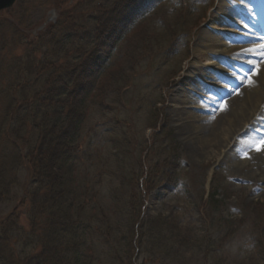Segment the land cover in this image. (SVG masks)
<instances>
[{"label":"rangeland","instance_id":"374dc122","mask_svg":"<svg viewBox=\"0 0 264 264\" xmlns=\"http://www.w3.org/2000/svg\"><path fill=\"white\" fill-rule=\"evenodd\" d=\"M129 1L28 0L25 8L2 13L0 41L8 44L2 50L0 43V66L6 61L13 66L16 59L25 56L29 48L24 44L29 46V41L44 33L49 25L64 19L63 27H78L79 37L70 46V54L60 56L64 63H73L78 69L81 80L76 93L85 102L75 143V185L99 191L106 215L119 213L114 219L126 221L130 191L126 188L124 194L112 195L122 184L135 186L136 182L144 201L142 218H151V223L160 225L162 233H168L161 241L163 248L144 237V246L152 250L151 256L150 251L138 248L132 238L133 264H264V146L256 150L264 140L262 108L250 112L248 119L253 121L248 132L238 136L239 132L233 130L236 143H231L230 132L221 148L206 142L187 145L177 134L176 126L181 123L169 117L172 112L168 101L176 87L183 91L191 85L192 80L184 79L195 48L217 51L210 46L213 34L227 43L236 38L231 29L241 25L234 14L235 9L241 8L239 0H230L233 5L224 14L227 19L215 32L208 28L220 12L222 0H162L151 7L137 6L133 0L132 6ZM10 17L24 19L25 28H30L31 22L35 25L19 34L14 44H10L14 34L7 23ZM204 31L208 32L203 36L206 40L202 38L200 42ZM261 42L264 41L257 44ZM231 45L232 49L236 47L235 43ZM1 53H5V58H1ZM218 61L209 56L201 61L218 73L207 90L210 95L220 93V86L225 84L219 77L224 68ZM243 66L248 71L240 67L237 76L248 79L253 69ZM3 72L0 71V80H10L12 75L4 77ZM207 73L213 74L211 70ZM257 77L264 79L260 73ZM199 83L193 82L195 88L201 87ZM232 83L235 90L225 100H230L244 85L234 78ZM203 92L197 94L204 95ZM0 97L4 100L7 93ZM193 99L200 101L196 94ZM9 126L3 124L5 129ZM30 126L19 134L24 135ZM239 126L241 122L238 130ZM13 139L12 135L10 141ZM4 148L5 141L0 139V150ZM230 152L236 153L235 159L228 158ZM23 164L18 182L0 198V224L18 209L20 225L27 231L23 236L16 228L9 234L7 248L12 256L8 263L14 259L15 263L24 264L40 249L34 244L36 239L28 244L32 235L30 215L22 201L33 187L29 164ZM166 227L180 229L173 235L176 241L172 242ZM176 234L181 237L177 239ZM101 247L105 249L104 245ZM115 247L123 255V250L129 248L123 243ZM166 249H171L167 259L161 254ZM158 256L162 257L152 259Z\"/></svg>","mask_w":264,"mask_h":264},{"label":"trees","instance_id":"16d2710c","mask_svg":"<svg viewBox=\"0 0 264 264\" xmlns=\"http://www.w3.org/2000/svg\"><path fill=\"white\" fill-rule=\"evenodd\" d=\"M133 1L137 6L151 7L162 0ZM133 1H129L132 6ZM27 3L28 0H19L12 10L25 8ZM7 21L14 33L10 44H14L19 34L35 27L31 22L28 24L31 27L25 28L22 18L10 17ZM63 21L49 25L44 33L28 40L29 46L24 44L29 48L25 56L16 59L13 66L7 61L0 66L4 77L12 75L10 80H0V96L7 93L4 100L0 97V101L4 102L0 103V139L5 141V148L0 150V198L9 194L18 182L17 175L23 163L29 164L33 188L22 204L28 206L30 215L32 235H29L31 240L28 244L36 239L34 244L40 249L27 257L24 264H133L135 244L130 243L132 238L136 239L138 248L150 251L151 256L152 250L144 246V237L150 239V244L163 248L161 241L168 237V233H162L160 225L151 223V218H142L144 201L136 182L135 186L122 184L117 193L110 194L116 197L124 194L122 191L126 188L130 191L124 214L126 221L114 219L119 213L106 215L99 191L75 185L78 161L75 143L83 121L85 102L79 100L80 94L76 93L81 80L78 69L73 63H64L60 57L61 53L70 54V46L79 37L78 27H63ZM0 43L2 50L8 44L2 39ZM1 58H5V53H1ZM22 112L25 114L20 116ZM3 124L10 126L5 129ZM28 124L31 126L25 134H19ZM12 135L15 138L13 142L10 141ZM87 211L91 214L88 215ZM19 220L21 212L17 209L0 224V264H20L14 259V262L11 260L8 263L12 251L7 248L9 234L16 228L18 234H27ZM164 225L167 226L166 223ZM166 230L170 231L172 242L176 241L173 235L180 229L166 227ZM180 237L176 234L177 239ZM118 243L129 247L123 250L124 255L115 247ZM170 250L166 249L162 256L166 259L171 257ZM162 256L152 259L156 261Z\"/></svg>","mask_w":264,"mask_h":264},{"label":"bare ground","instance_id":"6f19581e","mask_svg":"<svg viewBox=\"0 0 264 264\" xmlns=\"http://www.w3.org/2000/svg\"><path fill=\"white\" fill-rule=\"evenodd\" d=\"M232 4L230 0H224L220 4V12L211 20L210 27L208 28L209 32L220 31L219 25L222 23L223 19L227 18L224 14L231 8ZM238 9L239 7L234 10V14H238ZM207 33V31H204L200 34V42L205 39L203 36ZM235 34L242 35V33ZM258 36L260 37L261 35L259 34ZM210 42L211 48H218L217 51L204 52L200 50L199 47L195 48L193 52V62L185 71L186 76L184 79L186 82L192 80L191 85L183 91L179 86L176 87V90L172 93L168 101L170 103L169 109H171L172 112L169 117L171 121L177 120V122L181 123L176 126L177 134L180 135L187 145L197 142H206V144H211L213 147L221 148L223 147V140L225 138L228 139V134H230V132L231 135L233 133V136H231V143H233V145L236 143V141L234 142V138L237 131L239 132L238 136L243 132H248L247 129L252 125L251 122L253 121L252 119H248V116L253 109L262 108L264 112V79L262 80L257 77L258 73L264 75V61L261 60L262 56L259 55V50H254L253 52L246 51L248 48H253L254 45L243 46L235 42L237 45L232 49L231 43L221 40L220 37L214 34ZM208 56L219 61H222L225 56H229L232 58L231 62L233 63L241 62L242 64L250 66L251 69H253L250 76L251 83H249L248 79L245 77H238L236 73L224 70L223 74H219V77L221 75L222 78H228L229 80L234 78V80L242 82L245 86L243 85L241 89L237 90V93L230 100H225V98L235 89L229 85L220 86V90L224 93V95L221 94L223 100H219V98L214 95H210L207 90L212 87L210 86V82H214V80L218 78L216 77L218 73L216 75V73L210 69L213 68L211 65H202L201 61ZM249 60L256 61V64H249ZM257 65L258 70H255L254 68H256ZM210 70L213 73L212 75L207 73L210 72ZM254 70L256 71L255 75H253ZM193 82H200L199 84L201 87L195 88ZM203 90H205V93ZM198 92H203L204 95L201 93L197 94ZM194 94L198 96L199 102L193 99ZM210 115H217V117H209ZM240 122L241 126H239L238 130V124H240ZM230 153L228 158H234L236 153Z\"/></svg>","mask_w":264,"mask_h":264},{"label":"snow or ice","instance_id":"6c2138e0","mask_svg":"<svg viewBox=\"0 0 264 264\" xmlns=\"http://www.w3.org/2000/svg\"><path fill=\"white\" fill-rule=\"evenodd\" d=\"M244 3H245V0H239V4L244 5ZM238 22L243 25V29H247V31L243 32V35H245V36L255 35V33L252 32V30L249 28L248 24L244 23V21L242 19H240ZM231 30L233 32H237V33H239L241 31V29H235V28H233ZM260 39L262 41H264V37H261ZM254 50H259V55L264 56V42L255 44L253 48L246 49L247 52H253ZM248 63L255 65L256 61L249 60ZM256 67H257V70H258V65ZM255 74H256V71L254 70L253 71V75H255ZM248 81H249V83H251V77H248ZM260 146H264V140H261L259 142V145L257 146V149H256L257 151L260 150Z\"/></svg>","mask_w":264,"mask_h":264},{"label":"water","instance_id":"95a60500","mask_svg":"<svg viewBox=\"0 0 264 264\" xmlns=\"http://www.w3.org/2000/svg\"><path fill=\"white\" fill-rule=\"evenodd\" d=\"M16 1L17 0H0V12L12 8Z\"/></svg>","mask_w":264,"mask_h":264}]
</instances>
